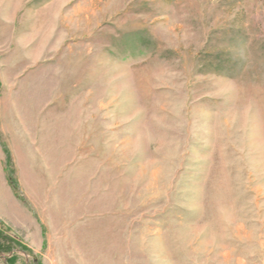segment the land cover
<instances>
[{"label":"rangeland","instance_id":"rangeland-1","mask_svg":"<svg viewBox=\"0 0 264 264\" xmlns=\"http://www.w3.org/2000/svg\"><path fill=\"white\" fill-rule=\"evenodd\" d=\"M0 264H264V0H0Z\"/></svg>","mask_w":264,"mask_h":264},{"label":"trees","instance_id":"trees-1","mask_svg":"<svg viewBox=\"0 0 264 264\" xmlns=\"http://www.w3.org/2000/svg\"><path fill=\"white\" fill-rule=\"evenodd\" d=\"M12 249V245H10L6 240L0 239V253L8 254L12 251Z\"/></svg>","mask_w":264,"mask_h":264}]
</instances>
